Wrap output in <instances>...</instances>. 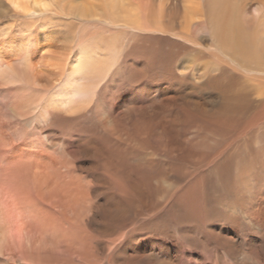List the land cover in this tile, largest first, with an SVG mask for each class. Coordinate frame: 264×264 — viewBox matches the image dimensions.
<instances>
[{
  "label": "bare ground",
  "instance_id": "obj_1",
  "mask_svg": "<svg viewBox=\"0 0 264 264\" xmlns=\"http://www.w3.org/2000/svg\"><path fill=\"white\" fill-rule=\"evenodd\" d=\"M189 4L0 0V264H179L134 243L173 204L264 264V0Z\"/></svg>",
  "mask_w": 264,
  "mask_h": 264
},
{
  "label": "rangeland",
  "instance_id": "obj_2",
  "mask_svg": "<svg viewBox=\"0 0 264 264\" xmlns=\"http://www.w3.org/2000/svg\"><path fill=\"white\" fill-rule=\"evenodd\" d=\"M190 1L189 0H153V3H154L155 8H158V6L164 2L167 13H169L173 9H176V12L179 13V14L178 13L177 14L179 16H182L185 14V7L190 5L189 4ZM199 1L201 3V7H202V8H200V10L204 12L203 7H204L205 0H199ZM155 10H152V15L150 14L148 16V18L156 16L157 10L156 11ZM15 18L16 17H14V19ZM196 18H202L205 21L208 20L207 14H205V13L202 14L201 16L199 15ZM162 34L165 35L166 33H163V32L160 34L159 33H156V34L151 33L152 42L154 44L156 43L155 45H157L159 41H160L159 43L161 45L166 44V40H164L165 42H163L162 37H164V36ZM123 37H124V35L120 34L119 39L123 40ZM122 81H124L123 85H126L130 82L128 75H127L125 70L123 71ZM187 93H188V90L183 91V94H187ZM141 157L143 158L144 156H141ZM140 158L138 159V162H140ZM154 168L153 169L151 168L149 170L153 174H155L157 172V171H155L156 168L155 169ZM150 172H147V175L150 174ZM208 190L210 191V193L213 196H216L215 198H218V191L217 190L215 192L216 194L212 191L211 186L208 188ZM197 197L198 196L196 195V198ZM192 202H194L193 204L198 205V201L195 199V197L192 198ZM214 205H215V203H214V201H212L210 203V205H207V209L208 208L209 209L206 211V213L203 214L202 227L204 226L205 230H208V228H209V225H207L208 223H211V225H214L217 223H222L224 221V219L226 218V216H223V221H222V215L227 214V211H225L226 210L225 207L220 206L218 204H216L215 206ZM178 207L180 208V206H178L177 204H173V206L172 205L168 206V208L163 209L162 211L155 212L154 215H152L151 217L149 216L148 217L149 219L146 221L148 223H145L144 225H142L138 229L139 230L138 232L140 234L139 237L140 238L143 237L144 239L140 240L139 242H134V243L138 244L139 246H144V244L148 242L147 238H152V237H153V239L156 238L160 241L161 244L158 243L159 241L155 242L156 245H154L153 246L154 248L152 247V249H154V251L156 249L159 250L160 247H161V249H166V250L170 249L169 251H171V254H170V257L172 256L171 258H174L173 257L174 255L181 254L179 264H196L195 258L197 256L195 255V252H201L203 254L205 264H213V263L214 264H221V263L226 264V262H228V258L225 256L224 253H222V250H218L216 243L213 240L207 238L204 234L201 235L200 231L202 229H200V231H199L198 227L196 226V225H199L201 228V220L198 221V216L201 217V215H202L201 211H200V214H201L200 215L197 210L196 211L191 210L190 211L191 214H196L193 216L197 217L196 218L197 221L192 220L194 218V217H192L191 221L189 222L188 219L187 220L184 219V213H187V212L182 211L181 208L179 209ZM215 208L223 209V210H221V214L214 216L213 212H215ZM216 220L217 221L219 220V221L217 222ZM166 241L168 242V245H166L164 247L162 244H165ZM123 243H124V239H121L118 244H116L112 247V249L105 256V259H104L105 264L111 263V260H112L113 256L116 254L118 247L121 246ZM201 245H203V246H201ZM155 255L158 256V252H156ZM214 258H215V260H214ZM193 259H194V261H193Z\"/></svg>",
  "mask_w": 264,
  "mask_h": 264
}]
</instances>
